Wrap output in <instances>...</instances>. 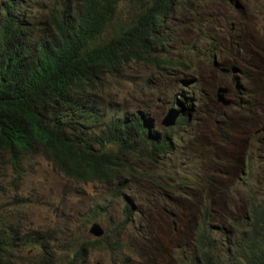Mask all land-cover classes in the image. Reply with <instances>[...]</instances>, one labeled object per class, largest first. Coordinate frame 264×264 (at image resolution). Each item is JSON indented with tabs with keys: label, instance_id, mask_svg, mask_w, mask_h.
I'll return each mask as SVG.
<instances>
[{
	"label": "trees",
	"instance_id": "trees-1",
	"mask_svg": "<svg viewBox=\"0 0 264 264\" xmlns=\"http://www.w3.org/2000/svg\"><path fill=\"white\" fill-rule=\"evenodd\" d=\"M126 2L138 6L137 10L130 11L126 25L104 38L120 5ZM177 3L0 0V157L6 156L0 164L12 173L10 185L2 182L0 174V196L10 186L20 185L15 176H22L24 162L39 154L64 176L80 182L128 189L134 177H143L153 186L167 189L163 197L171 205L180 206L190 197L197 201V221L191 235L178 243L171 264H264V171L259 172L247 160L244 167L235 166L226 180L214 171L208 176L196 173L190 179L160 182L158 173L148 174L145 167L139 169V163L167 169V159L178 154L179 143L184 141L180 129L190 122L186 110L181 109L173 126L164 127L142 112L107 117L96 100L107 74L119 72L132 60L186 68L185 61L171 56L159 59L152 53L170 40L167 31ZM33 9H41L45 19L26 18ZM214 48L216 52L208 55L222 51L219 44ZM214 68L228 76L226 79L234 77V66ZM234 84H238L234 88L239 98L247 99L242 101L244 106L250 103V93H263L264 86L250 92L240 83ZM186 185L194 188L193 194L186 191ZM2 205L0 202V264L48 263V243L58 230L24 228ZM175 215L172 210L171 216ZM131 217L130 205L125 204V222ZM91 218L87 215L78 220L86 226ZM74 245L75 255L81 257L102 246V238L76 239ZM21 252H26L24 257Z\"/></svg>",
	"mask_w": 264,
	"mask_h": 264
},
{
	"label": "rangeland",
	"instance_id": "rangeland-1",
	"mask_svg": "<svg viewBox=\"0 0 264 264\" xmlns=\"http://www.w3.org/2000/svg\"><path fill=\"white\" fill-rule=\"evenodd\" d=\"M177 4L167 31L170 40L159 44L152 53L159 59L171 56L173 60L185 61L186 68L163 62L132 60L119 72L107 74L102 89L97 93L101 108L107 111V117L142 112L145 117L160 123L173 107L191 109L189 125L180 129L184 139L180 143V154L197 157V148H200L201 153L213 151L212 157L217 161L215 166L224 171L231 170L229 164L244 167L247 160L264 169V121L260 120L264 114L248 109L251 120L244 117L235 124L228 123L244 108L238 103L240 100L234 83H240L250 92L264 86V0H178ZM137 8L130 3H122L103 37L128 23L130 11L135 12ZM28 13L26 18L29 20L34 17L45 19L41 9ZM217 44L222 51L215 53V57L208 55L215 52ZM214 58L218 60V66H234V77L226 79L228 76L214 68L211 63ZM194 72L199 77L196 83L192 77ZM214 83L219 84L216 90ZM192 86H196L198 94L187 93L192 91ZM219 87L228 88L229 106L218 102ZM204 90L213 96L214 102L195 101L196 96L206 94ZM249 100L252 105L262 104L264 107V88L262 95L250 93ZM212 108L219 114L225 129L219 127ZM214 129H217L222 142L210 135L209 131ZM222 136L231 140L228 142ZM0 158L5 160L6 156L2 154ZM176 158L181 160L179 156ZM224 158L226 160L222 161ZM168 164L171 170L167 171H160L151 164L144 167L148 174L158 172L164 176H176L182 169L193 174L202 168L209 170L199 157H188L181 164L177 160L168 161ZM2 165V182L10 185L11 170ZM15 179L20 181V185L17 188L10 186L0 196L8 216L22 223L24 228L58 230L56 238L48 243L51 259L40 264H165L176 251L167 245L162 234L170 220L169 211L174 206L163 199L158 201L160 192L164 190L152 188L146 179H135L131 189L118 193L113 185L69 179L42 156L31 159L23 175L15 176ZM126 198L133 199L132 204L139 211L133 222L147 236L146 239L139 237L131 224H118ZM79 215H93L92 220L99 222L110 235L103 242L105 247H97L81 257L75 255L77 248L74 242L80 240L82 234L92 236L88 233L90 223L83 226L78 220ZM193 216L191 207L183 204L182 221L176 226L174 239L188 235ZM116 237L120 244L113 243ZM25 254L21 252L22 257ZM20 261L25 262V259Z\"/></svg>",
	"mask_w": 264,
	"mask_h": 264
},
{
	"label": "clouds",
	"instance_id": "clouds-1",
	"mask_svg": "<svg viewBox=\"0 0 264 264\" xmlns=\"http://www.w3.org/2000/svg\"><path fill=\"white\" fill-rule=\"evenodd\" d=\"M215 52H216V50H215ZM212 62H214V61H212ZM216 65V64H215ZM235 86H238L237 84L235 85ZM193 88H192V91H196V86L194 87V86H192ZM213 89V87H210V90H212ZM214 90H216V86L214 87ZM205 91V93L206 94H204V95H202V96H194L197 100H195V101H197L198 103H200V101L201 100H209L210 101V103H212V102H214V99H213V96H209L207 93H208V91L207 90H204ZM194 98H190V100H192V101H194L193 100ZM96 100L98 101V103H99V105H100V108H101V102L96 98ZM228 100H230L229 98H228ZM104 108H101V110H103ZM248 109H255V110H258V111H264V107H263V105L262 104H247L240 112H238V113H236L235 115H234V120H231V121H229L228 123L229 124H231V123H233V124H235V123H237V122H239L240 120H241V118H244V117H250V119L249 120H251V115L248 113ZM212 114H213V116L215 117V119H216V121H219V123H220V125H219V127L221 128V129H225L226 127H224L223 125H221L222 124V120H220V118H219V114H217L215 111H214V109L212 108ZM190 112H191V109H188V110H186V114H190ZM261 113V112H260ZM262 114V113H261ZM123 115H125V114H123ZM122 115V116H123ZM178 116V115H177ZM260 120H263L264 121V117H262ZM226 126V125H225ZM209 133H210V135L213 137V138H217L220 142H222L221 141V139L219 138V134H218V132H217V129H214V130H210L209 131ZM182 136H183V134H182ZM198 150H199V153H198V155H196L197 157H199V158H201L202 160H203V162H205V164H207V167L209 168V170H207V169H205V168H202V169H204L205 171H202V169L201 170H198V172H196V173H199V174H201L202 176H208V175H212V174H214V171H216V172H218L221 176H223L222 178L224 179V180H226L227 179V175L230 173V171H232V169L235 167L234 165H232V164H229L232 168H231V170L229 171V170H226V171H224V170H222L219 166H215V163L217 162L216 161V159L214 158V157H212V154H213V151H209V150H207V153H201V151H200V148H197ZM203 154H208V157L206 158V157H204L203 156ZM38 156H42V157H44L42 154H39V155H37V156H35V157H33V158H36V157H38ZM177 156H179V157H181V160H178L176 157ZM188 157H191L192 159H196L197 157H195V156H187V155H182V154H180V143H179V146H178V154L177 155H173L172 157H170V158H168L167 159V162L168 161H170V162H173V161H175V160H177L180 164L182 163V161H184L186 158H188ZM32 158V159H33ZM45 158V157H44ZM46 159V158H45ZM31 160V159H30ZM30 160H26L25 162H24V164H23V169H25V166L27 165V164H29L30 163ZM46 160H48V159H46ZM224 160H226L225 158L222 160V161H224ZM228 160V159H227ZM49 161V160H48ZM50 162V161H49ZM52 164V163H51ZM139 165H140V168L139 169H141V168H143L144 166L141 164V163H139ZM167 165H169V164H167ZM166 165V170H160V171H167V170H170V167H168ZM259 167V172H263L264 171V169H262V167L261 166H258ZM25 172V171H24ZM158 173V172H157ZM195 173V174H196ZM159 174V178H158V180L160 181V182H164L165 180H170V181H172V180H175L176 182L177 181H181V180H183V178H191V177H193L194 176V174L192 173V172H190L189 170H187V169H182L181 171H179V173L176 175V176H174V175H162V174H160V173H158ZM66 177V176H65ZM68 178V177H67ZM70 179V178H69ZM135 179H146V178H143V177H134L133 179H132V181H131V185H130V187L128 188V189H123V186H121V185H115V184H113V186L116 188V187H118V189H117V191H118V193H121V191H123V190H129V189H131L132 188V182L135 180ZM73 180V179H72ZM146 180H148V179H146ZM74 181H76V180H74ZM149 181V180H148ZM77 182H80V181H77ZM91 182V181H90ZM82 183H89V182H82ZM98 183H100V182H98ZM149 183H150V181H149ZM109 185H111V184H109ZM152 188H157V189H163L164 190V192H160V196H159V198H158V201H161L162 199L165 201V202H167V203H169L163 196H164V193L165 192H167L168 190L167 189H164V188H160V187H156V186H153L152 184L150 185ZM185 189H186V191L189 193V194H193L194 193V188L191 186V185H186V187H185ZM134 196H136V193L134 194ZM126 201L124 202V207H125V204H129L130 205V208H131V211H132V217H131V219H129L128 221H126L125 222V219H124V208H123V215L122 216H120V218H119V220H118V224L119 225H122V226H125L127 223H129V224H131L132 225V227H133V229L136 231V233H137V235L139 236V237H142V238H144V239H146V235L145 234H143L140 230H139V228H137L136 226H135V223L133 222V217H134V215H137L138 216V213H139V211H137V210H135V208H134V206H133V199H131V198H126L125 199ZM184 202H182L181 203V205L179 206V205H172V206H174V208L172 209L175 213H176V215L175 216H171V212H172V210H170L169 211V218H170V220L168 221V223L166 224V229L165 230H163V232H162V234L166 237V241H167V245H169V246H171V247H173L174 249H176V251L174 252V253H172L171 255H170V260L169 261H167V262H165V264H168L169 262H171V260H172V255L173 254H175L176 252H177V250H179V247H178V243L180 242V241H182V240H186L190 235H191V233H192V229H193V226H194V224L196 223V221H197V216H196V214H195V210H196V208H197V201H196V199L194 198V197H190V198H186V199H184L183 200ZM191 201H193V203H191ZM170 204V203H169ZM183 204H186L187 206H189V207H191V212H192V214L194 215L193 216V222H192V225H191V228H190V231L188 232V235L187 236H185V237H182V238H176V239H174V236H175V230H176V226L179 224V223H181V208H182V205ZM87 216V215H86ZM92 216V218H91V221H90V225H89V227H88V233L92 236V238H90L89 236H88V234H82V237L80 238V240H79V242L80 241H83L84 239H86V238H88V239H93V238H102V247H105V245L103 244V242L105 241V239H107V238H109L110 237V235L109 234H106V231L104 230V228L102 227V225L99 223V222H97V221H94V220H92L93 219V215H91ZM79 218H83V216H81V215H79ZM89 224V223H88ZM87 224V225H88ZM93 224H97L101 229H102V233H101V235H99V236H94V235H92L90 232H89V229H90V227L93 225ZM86 225V226H87ZM213 235H215L216 237H218V238H220V234L219 233H213ZM84 236H86V237H84ZM113 242V241H112ZM107 243L108 244H110V242L109 241H107ZM114 244H120L119 243V239L116 237V239H114V242H113ZM98 247H100V246H98ZM93 249H91V250H89L87 253H89L90 251H92ZM86 253V254H87ZM83 256V255H82Z\"/></svg>",
	"mask_w": 264,
	"mask_h": 264
},
{
	"label": "bare ground",
	"instance_id": "bare-ground-1",
	"mask_svg": "<svg viewBox=\"0 0 264 264\" xmlns=\"http://www.w3.org/2000/svg\"><path fill=\"white\" fill-rule=\"evenodd\" d=\"M215 57V56H214ZM211 63H212V60H211ZM214 64H216V66L218 65V60H216V58H214V62H213V67H216V66H214ZM189 69H187V71H188ZM192 77H193V79L194 80H196V81H194L195 83L196 82H198L199 81V77L198 76H196V73L194 72V74L192 75ZM219 84H216V83H214V86H218ZM227 91H228V88L227 87H219L218 88V90H217V96H218V102H220V103H222V104H224V105H226V106H229L230 104H231V100H228V98H227V95H226V93H227ZM194 93H190V92H187V93H190V94H198V92L197 91H193ZM228 94V93H227ZM221 96H223V98L227 101V102H223V101H221L220 99H219V97H221ZM238 97H239V94H238ZM184 98H185V96H184ZM185 99H187V97L185 98ZM239 105L241 106V107H245L244 106V104H242V101H247V99H241V98H239ZM182 109V108H181ZM181 109H178L177 107H173V108H171V109H169V111L171 110V111H173V110H175L176 112H177V114H178V116H179V114H180V112H181ZM168 111V112H169ZM168 112H167V114H168ZM166 114V115H167ZM165 115V116H166ZM178 116H175L174 117V119H173V122L171 123V124H165V123H161V125L162 126H164V127H170V126H173L175 123H176V120H177V118H178ZM164 119V118H163ZM231 139H229V138H227V141L229 142ZM248 147H250V145L248 146Z\"/></svg>",
	"mask_w": 264,
	"mask_h": 264
},
{
	"label": "water",
	"instance_id": "water-1",
	"mask_svg": "<svg viewBox=\"0 0 264 264\" xmlns=\"http://www.w3.org/2000/svg\"><path fill=\"white\" fill-rule=\"evenodd\" d=\"M219 99L223 102H227L223 96L219 97ZM177 112L175 110L173 111H169L168 114L164 117V119L162 120L163 123L165 124H171L173 122V119L175 116H177ZM89 232L94 235V236H99L102 233V229L97 225V224H93L90 229Z\"/></svg>",
	"mask_w": 264,
	"mask_h": 264
}]
</instances>
